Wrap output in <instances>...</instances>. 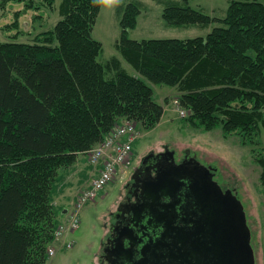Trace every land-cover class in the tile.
<instances>
[{
  "label": "trees",
  "instance_id": "16d2710c",
  "mask_svg": "<svg viewBox=\"0 0 264 264\" xmlns=\"http://www.w3.org/2000/svg\"><path fill=\"white\" fill-rule=\"evenodd\" d=\"M0 1L5 7L13 0ZM17 1L25 9L10 25L15 38L0 40V264L47 263L65 221L53 195L61 170L88 156L118 123L154 128L164 113L155 85L177 91L194 128L220 129L225 139L250 145L264 184V0H227L224 16L167 0L168 25L209 32L143 39L131 38L129 29L144 2L129 1L117 8L121 57L104 62L103 43L93 36L100 8L91 0H62L60 18L32 41L17 39L20 16L53 8L55 0Z\"/></svg>",
  "mask_w": 264,
  "mask_h": 264
},
{
  "label": "rangeland",
  "instance_id": "374dc122",
  "mask_svg": "<svg viewBox=\"0 0 264 264\" xmlns=\"http://www.w3.org/2000/svg\"><path fill=\"white\" fill-rule=\"evenodd\" d=\"M129 1L132 0H124L123 4ZM142 1L144 7L138 17L137 26L129 29L131 38H190L204 36L210 30L197 25H168L162 16L167 0ZM61 2L62 0H55L53 8L42 5L39 10H25L19 18V29L23 32L17 39L32 41L39 31L52 27L60 18ZM189 4L211 15L224 16L228 1L189 0ZM4 6L0 7L1 41L15 38L18 29L10 25L15 21V12L25 9L24 3L17 0L9 1ZM119 19L117 9H100L93 29V36L104 46L99 56L100 61L104 62L114 55L121 57L115 47L122 30ZM123 64L130 72H135L124 59ZM154 88L155 98L164 105L160 122L150 130H145L137 124L139 138L133 145L129 168L125 169V172L119 171L95 199L82 205L79 211V227L54 241L53 245L57 250L46 264H100L99 255L101 242L105 237V223L109 221L110 212L115 210L122 196L126 177L141 155L150 149L161 150L164 145L175 150L178 159L185 150H190L202 164L213 167L215 180L220 185L231 188L237 194L244 205L252 231L256 264H264V184L260 179L261 167L254 160L251 146L240 143L237 137L225 139L220 129L203 132L194 128L184 119L188 113L182 115L178 105L174 103L178 96L177 91L166 85H155ZM184 110L187 112L185 108ZM262 138L264 143V132ZM93 166L87 154H81L75 166L61 170L53 192L59 213L65 208L71 211L80 191L89 188L91 180L97 174ZM66 217L67 215L64 220Z\"/></svg>",
  "mask_w": 264,
  "mask_h": 264
},
{
  "label": "flooded vegetation",
  "instance_id": "af4514ba",
  "mask_svg": "<svg viewBox=\"0 0 264 264\" xmlns=\"http://www.w3.org/2000/svg\"><path fill=\"white\" fill-rule=\"evenodd\" d=\"M193 157L190 150H185L178 159L168 145L161 150L150 149L140 156L125 179L115 210L105 223L100 264L197 262L196 255L185 258L187 246L179 238L196 224L200 209L190 190L189 179L180 175L184 171L176 169L182 162L191 160L192 164ZM166 173L177 185L167 184ZM213 178L216 179L215 174Z\"/></svg>",
  "mask_w": 264,
  "mask_h": 264
},
{
  "label": "water",
  "instance_id": "95a60500",
  "mask_svg": "<svg viewBox=\"0 0 264 264\" xmlns=\"http://www.w3.org/2000/svg\"><path fill=\"white\" fill-rule=\"evenodd\" d=\"M192 161V164L189 160L176 166L184 171L180 175L189 179L190 190L200 209L196 224L179 238L187 246L185 258L197 256L196 263L189 260L188 264H256L252 231L241 199L231 188L223 189L209 166L196 157ZM168 175L167 184L177 185Z\"/></svg>",
  "mask_w": 264,
  "mask_h": 264
},
{
  "label": "built area",
  "instance_id": "2783aa9c",
  "mask_svg": "<svg viewBox=\"0 0 264 264\" xmlns=\"http://www.w3.org/2000/svg\"><path fill=\"white\" fill-rule=\"evenodd\" d=\"M175 104L178 105L177 108L182 115L187 114L179 105L178 100H175ZM138 138L139 129L136 124L126 120L118 123L100 145L89 151V162L94 164V170L98 174L92 179L89 188L80 191L73 209L67 213L66 220L56 231L57 239L69 231L76 230L79 227V211L82 205L88 200L95 199L119 171L125 172V169L129 168L133 145ZM55 252L54 245L48 249L49 255Z\"/></svg>",
  "mask_w": 264,
  "mask_h": 264
},
{
  "label": "clouds",
  "instance_id": "9594fccd",
  "mask_svg": "<svg viewBox=\"0 0 264 264\" xmlns=\"http://www.w3.org/2000/svg\"><path fill=\"white\" fill-rule=\"evenodd\" d=\"M123 2L124 0H91L93 6L106 11H115Z\"/></svg>",
  "mask_w": 264,
  "mask_h": 264
},
{
  "label": "crops",
  "instance_id": "0c3cea01",
  "mask_svg": "<svg viewBox=\"0 0 264 264\" xmlns=\"http://www.w3.org/2000/svg\"><path fill=\"white\" fill-rule=\"evenodd\" d=\"M55 202H56V201H55ZM66 210H67V208H65V209L63 210V212L60 213V218H61V220L65 217V215L63 216V213L65 214ZM61 215H62V216H61Z\"/></svg>",
  "mask_w": 264,
  "mask_h": 264
}]
</instances>
